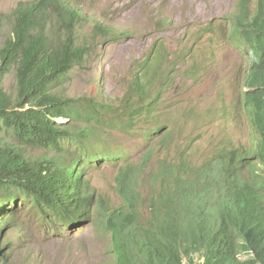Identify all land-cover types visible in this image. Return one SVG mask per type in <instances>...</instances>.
<instances>
[{"label":"trees","instance_id":"obj_1","mask_svg":"<svg viewBox=\"0 0 264 264\" xmlns=\"http://www.w3.org/2000/svg\"><path fill=\"white\" fill-rule=\"evenodd\" d=\"M246 2L239 0L240 7L245 9ZM12 17L10 34L0 46V235L23 213L36 219L42 230L56 223L70 230L84 228L94 202V192L85 178L88 170L99 167V161L113 165L123 153L110 152V147H101L97 141V125L106 106L88 97H67L61 87L72 67L88 56L92 38L110 40L116 33L100 21L93 23L92 37L83 33L80 27L88 20L69 0L18 3ZM53 19L61 26L60 32L49 27ZM256 22L240 9L231 17L228 40L254 54L248 86L259 87L264 85V27L257 28ZM161 45L156 41L152 46L120 102L148 95L158 76L152 67L162 66L167 59ZM10 68L15 71L14 95L1 88ZM248 100L257 107L254 124L261 136L257 158L264 166V107L258 91ZM147 105L145 101L129 112L148 114L144 110ZM137 122V118L133 123L126 116L115 120L126 131ZM26 149H39L41 155L30 158ZM188 169L178 160L166 162L160 189L146 198L138 181H128L138 180V172L130 167L121 170L117 184L123 204L102 224V236L111 242L107 259L100 264H184L183 257L193 264L195 253L201 254L202 264H264V204L261 209L257 206L263 211L254 216L232 215L236 210L223 208L220 216L208 218L203 211L205 203L190 201ZM217 177L227 190L222 182L224 171ZM239 185L236 181L231 188L236 198ZM197 196L202 198L199 193ZM3 247L0 241V253ZM247 250L254 259L236 258ZM0 258L4 263L8 256Z\"/></svg>","mask_w":264,"mask_h":264},{"label":"rangeland","instance_id":"obj_2","mask_svg":"<svg viewBox=\"0 0 264 264\" xmlns=\"http://www.w3.org/2000/svg\"><path fill=\"white\" fill-rule=\"evenodd\" d=\"M33 1L0 0V46L10 34L12 13L18 3ZM69 1L86 15L88 21L80 27L83 33L92 37L93 23L100 21L116 34L110 40L92 38L88 56L72 67L61 93L70 98L88 97L106 106L96 138L99 144L111 146L110 152L123 148L130 154L132 165H140L152 154L143 171L145 196L151 192L150 175L160 168L163 159L184 158L198 167L231 146H250L252 131L240 104L248 60L227 40L229 17L239 0ZM49 27L56 33L61 31L55 19ZM156 41L174 67L167 68L171 71L169 84L151 119L153 123L141 118L131 132L118 127L110 130L104 123L114 118L112 111L120 114L121 109L115 110L117 104L126 96L128 83L132 84ZM152 85H160L159 78L152 80ZM15 87V71L10 68L1 88L14 95ZM159 126H163L161 131L155 130L157 134L147 141L144 132L151 133ZM168 131L169 140L161 147ZM25 153L33 159L41 155L39 149H26ZM118 170L119 166L102 165L87 172L96 193L114 205L119 202L115 190ZM24 214L0 235L4 242L0 255L8 256L4 263L0 258V264H100L105 260L109 243L97 235L95 228L60 236L52 228L42 230L36 219ZM195 262L200 259L195 257Z\"/></svg>","mask_w":264,"mask_h":264},{"label":"clouds","instance_id":"obj_3","mask_svg":"<svg viewBox=\"0 0 264 264\" xmlns=\"http://www.w3.org/2000/svg\"><path fill=\"white\" fill-rule=\"evenodd\" d=\"M247 1L244 6L238 3L237 8L233 13L230 14L229 19L231 20V17L235 15L240 9L244 10L247 16L251 19V21H258L256 22L257 28L264 27V4L263 0H244ZM75 7L79 10L81 8H78L76 5ZM239 8V9H238ZM82 12V10H81ZM83 14V12H82ZM84 15V14H83ZM86 18V15H84ZM87 19V18H86ZM230 20L228 21L230 23ZM230 31V27H229ZM229 35V34H228ZM228 40V39H227ZM229 45L233 48V50L240 56H242L244 59L248 60V66L246 68V72L244 74V79L242 82V90L240 95V104L241 109L245 112L246 117L248 118V121L250 123L251 131H252V142L249 147H237V146H231L227 149L222 150L220 153H218L214 158H212L209 161L203 162L200 166L194 167L191 166L186 159L184 158H177L176 160L168 161L166 159L161 160L160 162V168L152 173L150 175L149 182H151V192L148 195H144L143 197L146 198L149 195L153 196L159 189V178L161 173L163 172L162 167L166 162H174L177 161L179 164L186 163V166L189 168L186 170L188 173L190 180H189V187L188 190L192 194L189 196L190 201L198 200L202 203H205L203 206V211L205 216L208 218H216L222 214V209H228L230 211H235L232 215H256L260 210L262 204H264V166L261 163V161L257 158V148L261 141V136L259 133V130L256 129V125L254 124V121H256V112L257 107L254 103L250 102L248 100V97L253 92L258 91L261 96V104L264 107V85L263 86H248V81L250 77L252 76V69L251 65L254 61V54L249 51L248 47L242 48L241 46H238L235 42L229 41ZM167 57V56H166ZM146 59V58H145ZM143 59V61L145 60ZM172 65V68L174 67V64L172 63V60L167 57L165 63L162 66H155L152 67L154 69L158 70V76H156L155 80L159 78L160 85L157 87L153 85L152 88L149 89L148 95L144 96L141 100L133 101V102H120L117 104L118 109H121L119 115L113 114L114 111H112V115L114 118H111L107 120L104 124L108 126V128L111 130L113 127H118L115 124V120L117 117L120 116H126L130 117L131 121L135 123V118L137 120L141 118H146L151 122L153 115L155 114L156 109L161 106L162 102V96H163V90L165 89V86L169 84V73L171 72L167 68ZM164 66V69L162 70ZM252 79V78H251ZM250 79V80H251ZM145 101L148 103L147 107L144 110H148V114H142V115H136L135 113L129 112L130 110L137 109L139 104H144ZM102 115L101 119L98 122V128H100L99 124L102 122ZM58 122H66L65 120L60 119V121L57 119ZM138 123V122H137ZM137 125V124H136ZM136 126H134L130 131H126L122 128H120L124 132H131ZM161 127L153 129L151 133L144 132V136L146 140H150L153 136L157 134L155 130L161 131ZM119 128V127H118ZM170 136V131L166 134L165 138L161 141V147L165 146V144L168 142ZM101 147H111L108 145H101ZM118 148V152L123 153L121 158L114 161L113 166H119L118 174L123 170L124 168L130 167L133 170L138 172V180L130 179L129 182L133 183V181H138L140 183V191L143 193V188L145 185H143V178L146 176L143 174L145 166L150 162L152 154L150 153L148 156H146L140 163V165H132L129 163L130 154L123 151V148ZM123 149V150H121ZM219 159V162L216 160ZM104 162L99 161V167L102 165H111V164H103ZM216 163V164H214ZM222 163V164H221ZM212 164V165H211ZM220 167H218V165ZM221 170L218 171V168H221ZM211 171H210V170ZM215 169V170H212ZM90 170V169H89ZM88 170V171H89ZM224 171L225 178L222 181L225 185L228 186L227 190H223L222 183L218 180L217 174L220 171ZM117 177L115 179L116 183V195L118 197V204L114 205L112 204L110 199L104 198L98 193H96L95 189L91 186V183L89 179L87 178V174L85 178L89 182V188L92 189L94 192L93 194V204H92V216H90L88 220V224L84 228L74 229L70 230L68 228H64V226L56 223L52 229L56 230V233L60 236H62L63 233H74V232H82L83 230L87 229L88 227L95 228L97 230V235L101 237L102 239L106 240L107 243L110 242L111 239L107 238L106 236H102L103 234V222L105 220V217L108 216L112 211L113 214L117 211V208L120 207L123 204V197H122V190L118 187L117 184ZM236 181L241 182L240 187V193L238 194V198L235 197V194H232L234 191L231 189ZM201 194L202 198L199 200L197 194ZM230 194V195H229ZM228 195V196H227ZM210 201V202H209ZM260 205V209L257 207ZM144 213L146 211L143 209ZM225 217V215H224ZM237 226L233 225V230H235ZM62 230L61 232H58L59 230ZM232 230V231H233ZM49 233V232H47ZM55 233V232H54ZM53 233H49V235H52ZM4 240V238H3ZM108 253H105V259H107ZM201 254L195 253L193 255V264H202L203 258L200 256ZM241 256H245L244 259H241ZM195 257L200 259L199 263L195 262ZM236 258L240 261H247L249 259H254V254L250 251H242L236 255ZM90 259H87L89 261ZM104 261V260H103ZM182 261L184 264H190L188 260L183 257ZM102 262V261H101ZM100 262V263H101Z\"/></svg>","mask_w":264,"mask_h":264}]
</instances>
